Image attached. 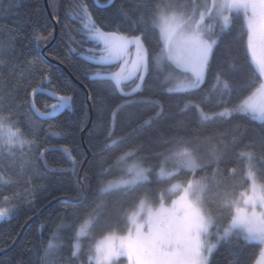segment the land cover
I'll return each mask as SVG.
<instances>
[{
    "label": "snow or ice",
    "instance_id": "6c2138e0",
    "mask_svg": "<svg viewBox=\"0 0 264 264\" xmlns=\"http://www.w3.org/2000/svg\"><path fill=\"white\" fill-rule=\"evenodd\" d=\"M7 5L5 11L11 16V26L7 28V39L0 40V133H7L0 137V154L6 160L15 158L18 152L23 154L26 148L30 156L31 149L37 146L41 134L44 135L41 142L48 143L49 137L42 125L22 121V115L31 113L36 120L46 123L66 110L72 111L76 103L74 90L67 88L65 84L67 91L59 94L54 80L60 77L54 76L50 69L43 67V61L35 57L29 59L23 51L25 39H32L38 46L41 41L46 43L51 39V32L47 36L39 34V16L43 9L37 4L33 9L36 19L28 18L22 23L18 18L20 0H7ZM93 6L97 9L103 7L108 14L98 16L92 11ZM13 9L17 11L13 12ZM241 12L246 18L247 51L255 65V71L251 72L246 69L247 60L244 63L237 62L238 56L232 52V42L223 46L220 44L223 37L229 34L236 15ZM66 15L70 21L79 22L74 31L81 37L77 40L72 35L73 29L65 25L68 29L66 51L70 68L79 72L78 79H87L89 86L98 85L95 94L90 92L86 98L97 106L98 120L104 119L107 106L112 105L102 151L110 145L114 146L117 140L124 148H128L126 141L135 138V147L124 152L119 159L123 160L137 150L159 155L156 148L166 141L161 128L153 127L155 119L134 124L126 119L122 120L121 127L126 131L113 138L115 134L112 128L116 126L119 110L123 105L133 103L132 100L122 97L142 95V89L153 95L159 90L162 98L166 93L197 90L205 82L206 71L213 72L214 88L216 85L222 86L221 97L217 101L220 110L205 112L201 103L191 99L185 103V107L196 108L204 121L233 117L234 126L237 128L242 126V117L249 113L253 120L262 122L260 135L249 138L248 146L253 151L258 144L262 164L259 173L250 170L247 174L252 182L250 191H241L238 198H229L227 192L218 191L224 186L225 179L218 178L221 157L213 152V159L217 163L216 172L200 179H189L183 185H172L173 190L180 189L181 193L169 207L161 200L159 207L153 209L145 200H141L139 209L133 211L129 217L131 227L127 235L105 236L90 250L87 264H117L121 257H126L128 264H239L238 257L242 254V247L238 242L241 236L244 242L264 245V183L257 182V175L264 177V0H204L202 4L196 0H107L103 5L100 0H92L91 6L89 0H69ZM3 18L5 17H0ZM26 26L30 30L21 35ZM156 26L160 28L158 37L153 31ZM89 41L93 42V46L86 50L87 54L72 47V44H76L82 49ZM157 47L159 51L155 50ZM217 48H220L219 53L214 51ZM81 57L82 60L79 59ZM83 61L95 65H115L116 70L106 68L102 72L98 68L85 66ZM166 61H171L185 72L191 73V78L178 80L176 86L165 88L168 81L176 79L167 70ZM241 72L247 76L246 84L241 83ZM162 73H166L163 80ZM37 74L48 83L49 88L31 87V92H28L25 82L30 86L31 78ZM128 81H133L130 91L125 90ZM107 82L112 83L105 87ZM21 89L25 93L23 96L18 95ZM37 95L47 97L40 106L35 99ZM81 104L86 107L85 102L82 101ZM160 107L161 111L155 114L156 119L164 114L163 105L160 104ZM84 126L83 118L75 127L67 121H61L56 125L60 130L57 136L66 140L72 139L74 142L76 131H83ZM28 136L32 138L26 139ZM187 143L189 147L174 153L182 168L194 174L198 169L211 166L202 162L196 143ZM89 145H92L91 137ZM55 147L50 145L40 151L36 159L43 160L45 153ZM61 150L67 154L72 167L57 171H71L76 186L81 190L78 195L86 197L88 193L84 189L91 185L89 173L96 175L98 166L102 171L108 170L103 169L99 162H94L95 152L89 159L87 153L82 151V158L77 160L69 149ZM242 155L251 157L252 153L246 152ZM85 161L89 167L79 174L78 170ZM150 170L137 163L128 169L132 178L124 183L135 184L138 180H146V174ZM0 179L3 177L0 176ZM4 183L10 184L12 181L5 179ZM29 184L30 181L25 179L23 193L32 199L22 203L33 208V214H36L40 211L33 206L36 189L28 187ZM46 185L47 181L39 187L44 188ZM19 197L17 192L3 197L5 206L0 207V219L20 212L21 205L16 203ZM213 203H218V211L234 209L226 226H222L213 215ZM106 210L105 207L102 211L101 205L93 201L92 213L103 216ZM67 211L64 209L57 214L61 222L58 227H67L64 223ZM141 213H146V217ZM43 227V224L40 225L41 229ZM84 234L83 227L75 233L77 242L70 255L63 258L65 264H69L72 259H79L81 246L78 241ZM221 249L224 251L221 252ZM29 251L36 254L37 264H56L59 253L58 247L54 248L51 242L43 248L42 257L35 246ZM217 253H220L219 258H216ZM260 255L264 260V250ZM17 264L25 262L17 261Z\"/></svg>",
    "mask_w": 264,
    "mask_h": 264
},
{
    "label": "trees",
    "instance_id": "16d2710c",
    "mask_svg": "<svg viewBox=\"0 0 264 264\" xmlns=\"http://www.w3.org/2000/svg\"><path fill=\"white\" fill-rule=\"evenodd\" d=\"M48 2L51 12L58 23L59 31L55 43L46 49L47 56H45L42 51L52 41L55 27L45 10L44 0H20V7L18 9L19 20L23 23L28 18L36 19L33 16V9L39 4L40 8L43 9L39 16V34L47 36L51 32V39L46 43L41 41L39 46L32 39H25L23 41V51L29 59L35 57L43 61V67L50 69L54 76L60 77V79L54 80L59 94H65L67 88L74 90L76 93V103L72 111L66 110L57 118L49 119L46 123L36 120L31 113L22 115L20 117L22 121L42 125L44 132L48 134V143L41 142L44 139V135L41 134L40 139L37 141V146L31 149L30 156L28 155L29 150L27 148L23 154L18 152L13 159L6 160L0 154V176L3 177V179H0V207L5 206L3 204V197L11 196L14 192L20 194L16 203L21 205V210L18 214L4 217L0 221V252L12 246L24 225L29 221V217L32 218L35 215L33 214V208L22 203V201L32 199V197L23 193L25 179L30 181L28 187L36 189L33 201L34 208L42 210L51 204L37 220L26 228L17 246L8 254L0 256V264H17V261H23L25 264H37L36 254L29 250L35 246L39 256L42 257L43 248H46L50 242L54 245V248L58 247L59 249V253L56 256V264H65L63 258L70 255L73 245L77 242L75 233L81 225L89 221L87 232L78 241L81 246L79 259L69 261V264H87L90 250L95 248L96 242L99 239L110 234L121 236L128 233L131 227L130 214L136 209L142 199L146 198L149 204L155 207L160 205L161 200H163L164 204H168L181 193L180 189L173 190L172 185H183L189 179H200L202 176L216 172L217 163L213 159V152L221 157L218 165V178L225 179L224 186L218 189V191L227 192L229 198H232L236 197L240 191L249 188L248 171L251 170L254 173H259L262 167L259 146L257 144L256 150L253 151L248 146L250 143L249 138L253 135L257 137L260 135L262 122L253 120L249 113L242 117V126L237 128L234 126L233 117L217 118L215 121H204L201 119L200 112L196 108L191 106L185 107V103L191 99L201 103V107L205 112L211 113L220 110L217 101L221 97L222 86L216 85L214 88L213 72L206 71L205 82L197 90L166 93L162 98L159 90H157L156 95H153L142 89V95L136 94L130 98L122 97V99L129 100L136 98L149 99L154 102L160 101V104L163 105L164 114L159 119L155 118V114L161 111L160 104L156 103L136 102L131 105H125L119 110L116 126L112 128L115 134L113 138L115 139L123 135V131H126V129H122L121 127L122 120L126 119L132 121L134 124L135 122L142 123L145 120L155 119L153 127L159 126L161 128L166 142L156 148V151L160 153L159 155L154 156L144 150L134 152V159L148 169H151L148 172L146 180H140L133 185L103 192L106 182L120 178L125 174L124 163L120 161L119 157L124 155V152L130 151L135 147V138L126 141L129 146L128 148H124V145L117 140L114 146L110 145L108 149L101 150L106 139V130L109 127L108 122L112 105L107 106L104 119L102 121L98 120L97 106H94L92 100H90L91 105L89 106V100L86 99L90 92L93 95L95 94L98 85L89 86L87 79H78L79 72L71 69L67 60L68 53L66 48L68 42L66 34L68 29L65 28V25L67 24L69 28L73 29L72 35L77 40H80V35L74 31L79 26V22L70 21L67 18L66 7L69 0H48ZM100 2L103 5L107 3V0H100ZM196 2L199 3V0H196ZM89 4L90 6L92 5V0H89ZM7 7V0H0V17H5L0 19V40L7 39V28L11 26V16L5 11ZM15 11L17 10L13 9V12ZM92 11L98 16L108 14L103 7L97 9L93 6ZM149 23L151 24V22ZM29 30V26H26L24 33L21 35H25ZM153 31L154 35L158 37L160 34L158 26ZM227 42H232V52L238 56L237 62L244 63L247 60L246 69L249 72L255 71L250 53L247 51V27L242 13L236 15L229 34L223 37L220 44L223 46ZM92 46L93 42L91 41L86 42L82 49L76 44H72V47L85 51V54H87L86 50ZM155 50L159 51V47ZM214 51L219 53L220 48L214 49ZM50 59L57 63L51 62ZM73 59L76 58L73 57ZM79 59L82 60V57ZM83 63L87 67L92 69L98 68L102 72L106 68L113 71L116 70L115 65H95L89 61H83ZM165 74H161V80H163V75ZM240 75L241 83L246 84L247 76L243 72ZM110 83L112 82H107L105 87ZM65 84L67 88L64 87ZM80 84L86 88L88 95ZM170 85L171 82L168 81L164 87L167 88ZM131 86H133V83L126 84L125 88L127 91L131 90ZM25 87H27L28 92H31V87L49 88V85L37 74L31 78L30 86L27 81L25 82ZM24 94L23 89L18 91L19 96H23ZM205 96L207 97L206 100L204 99ZM35 99L38 102V106H40L41 102L47 99V97L37 95ZM82 101L85 102L86 107L82 106ZM91 113L93 116L92 125L86 132L83 143L82 134L89 124ZM81 118H83L85 126L83 131H76L74 142L72 139L66 140L57 136L60 130L56 125L61 121H67L75 127ZM6 134V132L0 133V137ZM90 137L92 138L91 146L89 145ZM31 138L30 136L26 137V139ZM189 141L199 146L202 162L211 165L198 169L194 174L190 170L182 168L174 155V153L181 151L185 147H189L187 143ZM84 144L87 149L84 148ZM50 145L69 149L72 156L77 160L82 158V151L86 153L87 151L90 152L91 156L89 159L92 158L93 152H95L94 162H99L103 169L108 170L102 171L101 167L98 166L96 168V175L93 176L89 173L91 185L89 188L84 189L88 195L83 198L82 202L77 201L81 197L78 195L81 190L76 186L75 177L71 171L51 173L44 168L41 160L36 159L39 152ZM246 152H251V157L242 155V153ZM45 159L47 164L53 169H71L72 167L67 154L63 151H50L45 155ZM88 167L89 164L87 162L84 169ZM160 168H165L173 172V174L169 177H161L158 174ZM232 169L235 171L232 172ZM5 179H10L12 183L5 184ZM45 181H47V185L44 188H40L39 186L45 184ZM257 182L264 183V177L257 175ZM94 200L101 205L102 211L106 207L107 210L103 216L92 213ZM64 209L68 210L64 216V223L67 227H58L61 222L57 218V214ZM211 210L216 217L221 215L229 216L230 211H232L231 208L218 211V203H213ZM90 213L92 214L90 215ZM225 218L228 219L230 217ZM42 224L44 225L43 229L40 228ZM238 243L242 247V254L238 257L239 264H253L260 252L261 245L256 242H244L243 239H240ZM223 251L221 249V252ZM219 257L220 253H217L216 258ZM117 264H128V262L126 258L122 257Z\"/></svg>",
    "mask_w": 264,
    "mask_h": 264
},
{
    "label": "rangeland",
    "instance_id": "374dc122",
    "mask_svg": "<svg viewBox=\"0 0 264 264\" xmlns=\"http://www.w3.org/2000/svg\"><path fill=\"white\" fill-rule=\"evenodd\" d=\"M204 2V0H199V3H203ZM242 13V12H241ZM243 14V13H242ZM245 18V17H244ZM245 22H246V18H245ZM158 28H159V26H158ZM160 29V28H159ZM251 57V56H250ZM165 64H166V68H167V70L168 71H170V72H172L173 73V76L176 78L175 80H171L170 82H171V85H170V87H174V86H176V82L178 81V80H184V79H190L191 78V73H189V72H185L182 68H179V67H177L173 62H171V61H166L165 62ZM254 64V63H253ZM255 66V65H254ZM205 75H206V73H205ZM135 82H139V81H135ZM127 83H133V81H128ZM125 90L127 91V89L125 88ZM257 121H259L258 119H257ZM261 122V121H260ZM134 154L133 155H131V156H125L124 157V159L123 160H121L120 159V161H122L123 163H124V170H125V174L122 176V177H120V178H117V179H112V180H109L108 182H106V184L104 185V187H103V192H107V191H109V190H112V189H115V188H121V187H126V186H129V185H133V184H125L124 183V181H127V180H129V179H131L132 177H131V175L129 174V172H128V169H130V168H133L134 166H136L137 165V163H139V165L140 166H142V167H144V168H147V167H145L144 165H142L140 162H138V161H136L135 159H134ZM132 157V158H131ZM250 171V170H249ZM248 171V172H249ZM161 173H163V174H161ZM170 173H171V175L173 174V172H171V171H168V170H166L165 168H160L159 170H158V174L161 176V177H169V176H171L170 175ZM147 175V177H148V173L146 174ZM141 180H143V179H141ZM250 180V179H249ZM138 181H140V180H138ZM137 181V182H138ZM251 180H250V186H249V188L247 189V190H249L250 191V188H251ZM259 183V182H258ZM245 191V190H244ZM241 192V191H240ZM239 192V193H240ZM238 193V194H239ZM238 194H237V196H236V198H238ZM180 195V194H179ZM179 195L175 198V199H173L170 203H168V204H164L166 207H169V206H171V204H172V202L174 201V200H177L178 199V197H179ZM142 200H145L146 201V203L150 206V207H152L153 209H156V208H158L159 206H157V207H155V206H152V205H150L149 204V202L147 201V199L146 198H144V199H142ZM139 204H140V202H139ZM139 204H138V206L136 207V209L134 210V211H137L138 209H139ZM234 211V209H232V211H230V215L232 214V212ZM131 215V214H130ZM141 215L142 216H145L146 217V213H141ZM230 215L228 216V215H221V216H219V217H217V219H218V221L221 223V225L222 226H226L227 225V223H228V220H229V218L228 219H226L225 217H230ZM4 218H2V219H0V221H2ZM130 220V219H129ZM131 223V222H130ZM88 226H89V221H86L83 225H81L79 228H78V230L81 228V227H83L84 228V232L86 233L87 232V228H88ZM77 230V231H78ZM110 235H114V236H117V237H120L119 235H117V234H110ZM127 235V234H126ZM126 235H121V236H126ZM83 236V235H82ZM82 236H80V237H82ZM108 236V235H107ZM79 237V238H80ZM104 239V237H102L101 239H99L97 242H96V244L98 243V242H100L101 240H103ZM240 239H242V236H241V238ZM256 243H258V242H256ZM96 246V245H95ZM262 250H264V245H261V249H260V252H259V254H258V256H257V258L255 259V261H254V263L253 264H258V262H259V264H264V260H262L261 259V251ZM122 258V257H121ZM123 258H126V257H123ZM127 259V258H126Z\"/></svg>",
    "mask_w": 264,
    "mask_h": 264
},
{
    "label": "water",
    "instance_id": "95a60500",
    "mask_svg": "<svg viewBox=\"0 0 264 264\" xmlns=\"http://www.w3.org/2000/svg\"><path fill=\"white\" fill-rule=\"evenodd\" d=\"M44 6H45V10H46V12H47V14H48L50 20L52 21V23L54 24V27H55V33H54V36H53L52 41H51L50 44H49L45 49H43V51H42L43 54H44L45 56H47L46 49L49 48V47H51V46L55 43V41H56V39H57V37H58V31H59V28H58V23H57V21L55 20L53 14H52V12H51V9H50V6H49V2H48V0H44ZM50 61L53 62V63H57L56 61H54V60H52V59H50ZM63 68H65V67H63ZM65 70H67V69L65 68ZM80 86L86 91V93H87V95H88V92H87L86 88H85L83 85H81V84H80ZM130 100H132L133 103H136V102H141V103L147 102V103H156V104H157L156 101L154 102V101L149 100V99H136V98H135V99H130ZM88 104H89V106L91 105V101H90V100L88 101ZM125 105H127V104H125ZM125 105H123V106H125ZM90 115H91V116H90L89 124H88L87 127L84 129L83 134H82V141H83V143H84V137H85V134H86V132L88 131V129H89V128L91 127V125H92V119H93L92 113H91ZM84 148L87 149L85 144H84ZM61 149H62V148L55 147V148L50 149L48 152H50V151H55V150L62 151ZM48 152H46L45 155H46ZM64 153H65V152H64ZM45 155H44V157H43V160H41V163H42V165L44 166V168H45L47 171L51 172V173L59 172V171H57V169H53V168H51V167L47 164L46 159H45ZM87 156H88V158H90V156H91V154H90L89 151H87ZM45 163H46L47 167H45ZM86 164H87V161H85L84 165L81 166V168H80V170H79V174H82V171H83V169L85 168V165H86ZM83 198H84V197H80L77 201H82ZM50 206H51V204L47 205V206L44 207L42 210H40L38 213H36L31 219H29V221L24 225L23 229L21 230V232H20L18 238L16 239V241L12 244L11 247H9L8 249H5L4 251L0 252V256H2V255H6V254H8L9 252H11V251L17 246V244L19 243V241H20V239L22 238L23 233L25 232L26 228H27L29 225H31L35 220H37V219L41 216V214H42L43 212H45Z\"/></svg>",
    "mask_w": 264,
    "mask_h": 264
}]
</instances>
